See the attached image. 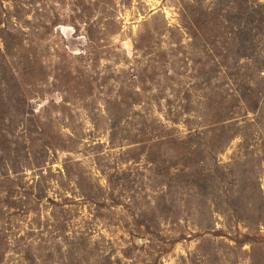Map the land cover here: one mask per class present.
I'll return each mask as SVG.
<instances>
[{
	"label": "rangeland",
	"instance_id": "rangeland-1",
	"mask_svg": "<svg viewBox=\"0 0 264 264\" xmlns=\"http://www.w3.org/2000/svg\"><path fill=\"white\" fill-rule=\"evenodd\" d=\"M0 264H264V0H0Z\"/></svg>",
	"mask_w": 264,
	"mask_h": 264
}]
</instances>
